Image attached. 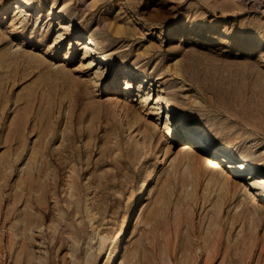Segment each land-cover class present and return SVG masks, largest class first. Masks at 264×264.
<instances>
[{
  "label": "rangeland",
  "instance_id": "374dc122",
  "mask_svg": "<svg viewBox=\"0 0 264 264\" xmlns=\"http://www.w3.org/2000/svg\"><path fill=\"white\" fill-rule=\"evenodd\" d=\"M26 1L0 0V264H264L262 197L191 178L155 105L264 168V0Z\"/></svg>",
  "mask_w": 264,
  "mask_h": 264
},
{
  "label": "bare ground",
  "instance_id": "6f19581e",
  "mask_svg": "<svg viewBox=\"0 0 264 264\" xmlns=\"http://www.w3.org/2000/svg\"><path fill=\"white\" fill-rule=\"evenodd\" d=\"M12 5H13V7H12L13 10L19 9L20 12L21 11H34V14L37 15L41 11V6H33L30 2H28L26 0H12ZM14 15H16V14H14ZM57 17H58V21H60V22L63 18H65L64 15H58ZM76 39H77L78 43L80 44L81 48L84 50L83 54H85L86 56H82V58L86 57L85 60L87 61V63H85V64L88 68H92V66L94 65L93 68H97V70H100L103 67H109L110 66L109 60L107 59L106 56H104L103 54H101L98 51V49L94 43V40L90 36L84 35V34H76ZM112 72H114V71H112ZM261 73L264 74V72H261ZM116 75H117L116 73L113 75L114 78ZM257 75H258V73H257ZM259 75H258V77H259ZM97 77H98V74L96 72H94V78H97ZM261 77H262V75H261ZM261 77H260L261 80L260 79H258V80L262 81L261 85H263L264 80H262ZM132 78H133V76L131 74L124 75V83L126 85L124 86L123 91L125 93L130 91V88H131V81L130 80ZM139 80H140V84L138 85V88L141 89L140 87L143 85V79L140 78ZM247 80L249 81V79H247ZM244 81H245V79H244ZM244 81H243V83H245ZM259 83H261V82H259ZM241 85L243 86V84H241ZM242 86H241L242 91H244ZM105 87L108 89L110 86L106 85ZM159 87H161V85ZM116 88H117V91H119L118 87H116ZM261 88H264V86H261ZM248 91H249V89H248ZM156 93H157V97L155 99V105H157V106L161 105V107H162V117H164L163 118L164 133L170 139H173L178 135L180 140H186V141H184V144H183L182 148L180 149L181 150L180 155H179L180 157H178V158H179V160L181 159V161H183V164L184 165L186 164V166L188 168H193V169H191L192 171L188 172L187 174H189L191 178H193V179L195 178L196 181H197V178H205L206 177L208 179V181L216 182V181H219L221 178H223L224 182L222 181L223 179L221 180L223 182V184L222 183H219V184L222 185L221 189H223L225 191L231 190L230 189L232 187L231 184H233L232 181H235L239 186H242V189L244 190V192L246 194H248L250 197L253 198L255 196V194H258L262 197V201H263L264 200V168L259 166V164H261V163H258V162L254 163V162L250 161V159L244 153H239L236 150H232L231 141L233 142V140L222 138L220 143L214 144V142L209 140V138L207 137V132L203 128H200L199 126H196V125H192L191 122L188 120V118L185 117L184 115L183 116H181V115L175 116L177 113L176 109L167 100V98L162 93V91H160V92L158 91ZM212 94L214 95V93H212ZM151 95H152L151 91L142 93L141 96L139 95L140 96V102L145 103L146 101H148V99L151 97ZM238 99H240V98H238ZM236 100H237V98H236ZM216 102H214V104H216ZM218 104H220V103H218ZM163 105L165 107H163ZM229 105L231 106V104H229ZM236 105H238V104L236 103ZM239 105H238V107H239ZM154 107H152V106L150 107L152 112H155ZM233 109H235V108H233ZM164 110H165V115H163ZM240 112H242V111H240ZM139 113H140V111H139ZM155 113H158V112H155ZM252 117L254 118V116H252ZM254 120H255V118H254ZM244 122H246V120ZM259 122H258V125H256V127L259 126ZM247 123L248 122H246V125H248ZM253 123H254V121L252 122V124ZM255 123L257 124L256 121H255ZM255 123H254V126H255ZM179 128H181L180 131H178ZM224 137H226V136H224ZM199 140H201V142H199ZM178 163H179V161H178ZM193 179L191 180L192 183L195 181ZM233 185H235V184H233ZM145 187H146V183L144 182L142 187L140 188L138 200L134 203V205L132 207L131 216L133 218L136 216L137 211L139 209V206H140V204H141L142 200L144 199L145 194L147 192V189ZM223 190H221V191H223ZM225 191H223V194L225 193ZM262 201H257V199H253V205L254 206H261L260 202H262ZM123 235H124V232L122 231L118 237L120 239L119 241H121V239L123 238ZM124 239H125V237H124ZM121 251H122V249L120 248V242H118V243H116V245L113 247L112 251L110 252L106 264H115L116 262L114 261V259L116 258L117 255H119V253ZM207 251H210L209 248ZM209 257L210 256H208V258ZM116 261H117V259H116Z\"/></svg>",
  "mask_w": 264,
  "mask_h": 264
}]
</instances>
